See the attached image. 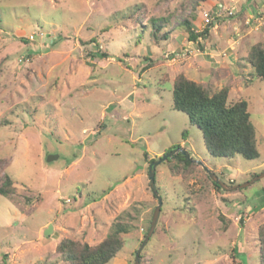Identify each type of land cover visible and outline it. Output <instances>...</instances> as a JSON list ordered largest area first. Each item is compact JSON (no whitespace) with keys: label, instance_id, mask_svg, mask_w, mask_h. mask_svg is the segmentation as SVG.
I'll return each mask as SVG.
<instances>
[{"label":"rangeland","instance_id":"374dc122","mask_svg":"<svg viewBox=\"0 0 264 264\" xmlns=\"http://www.w3.org/2000/svg\"><path fill=\"white\" fill-rule=\"evenodd\" d=\"M261 1L0 0V186L6 174L15 182L11 198L0 195V264H69L62 240L96 245L118 220L131 228L108 264H133L158 205L146 156L174 147L229 186L254 182L218 191L198 165L158 163L163 205L140 264H260L264 81L246 56L264 40ZM221 3L233 15L204 26ZM152 19H170L167 40L152 38ZM186 20L207 35L191 43ZM181 73L248 102L258 159L211 155L173 108Z\"/></svg>","mask_w":264,"mask_h":264},{"label":"trees","instance_id":"16d2710c","mask_svg":"<svg viewBox=\"0 0 264 264\" xmlns=\"http://www.w3.org/2000/svg\"><path fill=\"white\" fill-rule=\"evenodd\" d=\"M135 12L136 10L133 11ZM169 24L170 19H152V38L158 41L167 40L170 36L169 30H166L170 27ZM183 25L187 27L188 40L192 42H197L200 37H205L208 33L207 29L203 33H196L195 26L187 20ZM246 57L248 64L254 70V76L264 81V41L254 43ZM230 91V87L213 91L207 85L198 83L181 73L173 80V108L186 114L190 124L203 132L206 146L213 157L228 159L239 155L246 160L258 159L260 154L257 132L251 122L249 104L245 100L230 102ZM177 148L179 147L171 150ZM174 158L186 168L198 167L181 155ZM146 160L148 165L154 161L148 160L147 156ZM206 177L218 191H224L209 176ZM14 194L15 182L6 174L4 183L0 186V195L11 198ZM130 228L129 222L118 220L112 225V232L98 244L89 245L64 239L57 245L56 251L69 264H108L125 248L123 235L129 233ZM258 234L260 264H264V223L260 225ZM135 253L136 251L133 254V263Z\"/></svg>","mask_w":264,"mask_h":264},{"label":"water","instance_id":"95a60500","mask_svg":"<svg viewBox=\"0 0 264 264\" xmlns=\"http://www.w3.org/2000/svg\"><path fill=\"white\" fill-rule=\"evenodd\" d=\"M181 155L183 157H185L187 160H189L191 163L200 166L203 171L207 174V176H209V178L215 182V184L225 190V191H235L238 190L240 188H243L245 186L250 185L252 182H254V180H252L249 183H245L244 185H239V186H229L226 183H224L217 175L216 173L209 169L207 167V165L204 164L203 161L199 160V159H194L193 156H191V154L189 153V151L182 149V148H178V149H174L173 151L169 152L168 154H166L165 156L161 157L159 159V161H154L152 162L151 165H149L148 168V178H149V186H150V190L152 192V194L157 198L158 200V205L155 207L154 212H153V216H152V220H151V224L148 230L147 235L145 236L144 240L142 241V243L140 244L139 248L137 249L136 253H135V261L133 264H140V258H141V253L143 252L146 244L148 243L149 239L153 236L155 229L157 227L158 224V220H159V216H160V212H161V208L163 205V200L161 197V194L157 188L156 185V181H155V175H156V166L158 165V163L165 161L166 159H170V158H174L175 156ZM49 161L51 160L50 158L48 159ZM51 228V227H50ZM52 230L49 229L46 234H49Z\"/></svg>","mask_w":264,"mask_h":264},{"label":"built area","instance_id":"2783aa9c","mask_svg":"<svg viewBox=\"0 0 264 264\" xmlns=\"http://www.w3.org/2000/svg\"><path fill=\"white\" fill-rule=\"evenodd\" d=\"M259 14H261V13L259 12ZM226 15H233V11H231L228 7L222 5V3H221V4L217 5L213 11H205V12H203V22H204L203 24H204V26L208 27V26L212 25L213 23H215V21L217 19H220V18H222L223 16H226ZM257 16H258V14H257ZM262 19H263V17H260V15H259L254 20V22H256V21L259 22ZM248 22L250 23L249 20H248ZM67 202H70V201L68 200Z\"/></svg>","mask_w":264,"mask_h":264},{"label":"crops","instance_id":"0c3cea01","mask_svg":"<svg viewBox=\"0 0 264 264\" xmlns=\"http://www.w3.org/2000/svg\"><path fill=\"white\" fill-rule=\"evenodd\" d=\"M259 3V2H258ZM258 6H260L261 7V9L262 10H264V2H260L259 4H258ZM250 33H252V32H250ZM253 35H255V33L253 34ZM261 41V40H260ZM262 41H264V40H262ZM241 44H242V41H241ZM234 46V45H233ZM233 49V48H232ZM233 56H237V55H233ZM238 58H239V56H237ZM234 60L236 61V60H238V59H236V57H234ZM232 64V65H231ZM231 64H228L226 67L228 68V70H226V71H228L230 74H237V72H235L236 70H234L233 69V67H235V65H233V63H231ZM212 65V63H210V66ZM213 66V65H212ZM212 66L210 67V68H212ZM214 68V67H213Z\"/></svg>","mask_w":264,"mask_h":264}]
</instances>
